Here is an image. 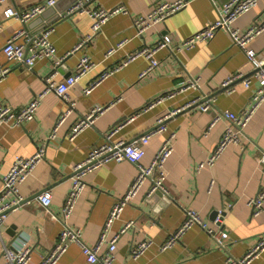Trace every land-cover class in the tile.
<instances>
[{
	"label": "crops",
	"instance_id": "1",
	"mask_svg": "<svg viewBox=\"0 0 264 264\" xmlns=\"http://www.w3.org/2000/svg\"><path fill=\"white\" fill-rule=\"evenodd\" d=\"M44 1L0 3V69H11L0 82V104L11 105L16 110L27 105L44 93V79L53 70L54 63L47 60H40L32 69H27L7 59L3 47L22 30L38 36L51 31L50 41L56 48L57 59L62 60L57 83L73 75L83 57H89L97 67L69 92L75 109L54 138L49 139L69 104L53 92L42 97L33 121L24 126L12 123L0 126V190L2 178L11 170L16 158H30L38 147L46 145L45 159L19 187L20 196L30 202L10 211L0 227V264L5 263L4 245L27 241L32 247L29 264H40L42 257L55 246L63 229L62 208L72 187L74 167L104 143L108 132L134 116V120L126 122L112 137L114 142L129 143L146 135L160 119L177 110L181 111L166 120L169 132L175 134L174 152L166 163V193L157 192L148 197L150 185L146 183L112 223L104 248L120 235L127 223L134 222L133 227L120 235L112 264H225L229 257L243 258L264 235V208L259 216H254L248 205L250 199L257 196L264 179V163L260 162L264 155V103L244 130L239 145H231L214 165L205 164L200 170L198 167L212 155L229 124L221 119L206 133L212 121L225 111L241 113L257 86L255 80L250 89L237 81L233 84L234 93L229 94L222 84L237 74L250 77L252 65L245 52L233 45L230 35L224 31L193 49L175 48L215 22L220 9L218 3L225 0H185L188 4L184 9L151 27L143 36L137 33L135 17L147 15L158 2L178 0H58L56 11L49 10L44 17L27 23H32L29 30L18 19L5 18L7 9L24 11ZM79 2H84L91 10H112L122 5L128 9V14L111 17L102 30L90 38L93 20L88 14L57 17ZM255 23H264V0H259L257 7L240 17L233 28L245 31ZM43 25L46 29L39 31ZM164 35H169L173 44L171 49H161L155 55L159 63L156 69L141 77L150 60L139 57L102 81L90 94H85L84 90L103 71L122 64L128 54L144 46H154ZM81 43L82 47L75 50ZM249 47L264 59V31ZM111 50L115 52L108 56ZM190 80H197L198 87L177 92ZM173 93L172 97L155 102ZM207 99L213 100V105L202 112L199 104ZM196 100L199 104L191 105ZM152 103L153 106L147 108ZM95 108L104 111L70 141L73 125ZM166 138L167 134H161L150 139L142 165L151 164ZM136 175L134 164L111 161L85 177V189L68 221L72 229L81 232L85 244L93 246L99 242L112 207L126 194ZM44 191L52 195L47 211L36 198ZM223 209L226 210L223 227L229 235L225 248L219 247L208 233L210 229L216 230L215 212ZM187 211L198 213L204 227H191L179 242L162 250V245L184 223ZM144 240L152 243L150 248L133 259L131 248ZM55 264H86V257L81 247L73 243ZM251 264H264V252Z\"/></svg>",
	"mask_w": 264,
	"mask_h": 264
},
{
	"label": "built area",
	"instance_id": "2",
	"mask_svg": "<svg viewBox=\"0 0 264 264\" xmlns=\"http://www.w3.org/2000/svg\"><path fill=\"white\" fill-rule=\"evenodd\" d=\"M5 0H0L3 3ZM58 0H46L41 3L34 4L24 11H17L14 9H7L5 11V18H16L24 25L31 22L35 18L39 17L47 9L54 7ZM88 1V0H86ZM259 0H229L218 11V19L207 24L201 30L197 31L193 35L186 38L180 45L175 48L177 50L193 49L197 44L203 42L212 41L218 32H227L233 42V45L242 49L248 61L252 65V74L250 77H246L244 74H237L229 78L222 84V88L229 94L234 93L233 84L237 81H241L246 88H251L253 80L256 81L257 86L252 91V96L246 108L239 114H234L229 111L220 113L212 121L206 133H208L212 127L221 119H225L229 122L224 130L221 138L216 145L212 155L207 159L205 163H201L198 167L200 170L205 164L214 165L217 159L231 146L239 145L244 135V130L260 109L264 103V59L252 48L250 44L255 37L264 31V23H255L249 29L240 31L233 28V24L243 15L257 7ZM188 2L185 0H178L176 2H158L152 11L147 15H140L135 17L134 25L137 29L139 36L148 31L151 27L158 23H164L169 17L181 11L187 6ZM128 9L122 5L115 7L112 10L96 9L91 10L85 6L84 2H79L73 5L67 11L66 15L70 16L75 13L88 14L93 20L92 35H96L102 30L103 25L113 16L118 14H128ZM1 30V24H0ZM50 30L42 32L37 36L30 44L31 37L29 34L22 30L17 35L12 37L6 45L3 47V52L9 61L17 63L27 69H32L36 63L40 60H47L54 63L53 70L45 77L46 90L44 93L34 98L30 103L24 105L20 109L16 110L11 105L0 104V126L4 123H12L17 126H24L27 123L33 121L36 111L39 107L42 97L49 92L55 93L59 98L69 104L68 110L57 121L53 132L49 139L55 137L57 130L64 123L66 118L74 111L75 103L70 101L69 92L75 87V85L86 75L92 72L97 65L89 58L83 57L75 71L71 76L65 78L64 82L57 83L56 77L59 74L61 59H57V51L54 45L50 41ZM23 40V41H21ZM172 39L169 35H164L161 39L152 47L144 46L138 51L130 53L126 56L125 61L118 66H113L102 72L100 77L91 83L85 90V94H90L102 81L128 65L139 57H145L150 60L149 67L141 74L145 76L152 70L159 66L155 55L164 48L171 49ZM83 43L78 45L75 50H79ZM122 45H119L121 47ZM114 50L108 52V56L111 55ZM10 68L0 69V82L10 72ZM197 80H190L179 91L183 92L190 88H197ZM174 95H166L157 99L155 102H160L167 97ZM150 104L147 108L153 106ZM199 101H194L191 105H197ZM213 105V100L207 99L203 104H199L200 111L207 112ZM103 108H95L87 115L79 119L71 128L69 139L73 141L83 130L90 127L95 119L103 113ZM181 110H177L167 117L160 119L157 126L150 130L143 137L134 140L132 142L118 141L114 142L112 137L121 129V127L127 122L134 120V116L130 117L126 122L120 124L118 127L112 129L105 135V141L100 146L96 147L83 160L81 163L75 165L73 170L72 187L68 192L63 208H62V223L63 229L59 235L58 241L55 246L51 248L43 257L40 264H55L60 257L67 251L70 244H78L84 256L86 257V264H112L114 261V253L117 249V241L121 234L125 233L128 229L134 226V222H129L122 229L120 235L115 236L108 244L107 248H104L106 242V235L111 227L112 223L117 220L125 206L131 203L141 188L149 183V189L147 196L151 197L157 192H165V181L167 179L166 163L174 152V139L175 134L169 132L166 126V120L179 113ZM167 134V138L164 141L161 149L155 155L153 161L149 166L142 165L141 161L144 158L146 151L145 146L148 145L150 139L156 135ZM46 145L43 144L38 147L36 153L30 158L18 157L13 163L11 170L2 178V188L0 190V227L5 224L7 214L19 207L24 206L27 199L20 196V185L27 179L36 166L45 159ZM128 161L134 164L137 168V175L129 187L126 194L119 199L112 207L109 216L103 227V231L100 240L97 244L89 246L85 244L82 239L81 232L74 230L69 225V219L76 207L78 199L85 189V177L99 169L103 165L111 162ZM261 163H264V155L260 159ZM39 204L47 211L52 203V195L49 191H44L36 197ZM248 205L252 209L254 216H259L263 212L264 208V179L261 184L260 190L257 196L250 199ZM226 216V210L216 211L214 224L216 230H208L209 235L215 241V243L225 248L229 235L224 229V219ZM199 225L204 227L203 221L198 213L193 211L186 212V219L182 226L174 233L163 245L162 250H166L169 247L179 242L181 236L191 227ZM151 242L144 240L137 243L131 248L130 254L133 259L141 257L151 246ZM264 252V235L260 237L255 246L250 249L247 254L241 259H233L229 257L225 264H251L257 259L261 253ZM32 254V247L28 242H24L19 245L8 244L4 245L2 249V256L4 258V264H29Z\"/></svg>",
	"mask_w": 264,
	"mask_h": 264
},
{
	"label": "water",
	"instance_id": "3",
	"mask_svg": "<svg viewBox=\"0 0 264 264\" xmlns=\"http://www.w3.org/2000/svg\"><path fill=\"white\" fill-rule=\"evenodd\" d=\"M229 0H225L224 2H222V3H218V6L219 7H222L226 2H228ZM58 2V1H57ZM56 5H57V3H56ZM56 5L54 6V7H51V8H49V9H47L44 13H42L41 15H40V17H44L45 15H46V13L49 11V10H52V9H54V11H56ZM69 10V9H68ZM66 13H67V11H65L64 13H58L57 14V17L58 16H67L68 18H70L72 15H70V16H68V15H66ZM56 17V18H57ZM32 27V23L31 24H27L26 26H25V28H27L28 30L29 29H32L31 28ZM46 29V25H43L40 29H39V31H42V30H45ZM38 31V32H39ZM36 33L34 32V33H32L31 31L29 32V36L31 37V42L29 43V45H28V48H29V46H30V44L33 42V40L38 36V35H35ZM38 196V195H37ZM36 196V197H37ZM215 216H216V212H215Z\"/></svg>",
	"mask_w": 264,
	"mask_h": 264
}]
</instances>
